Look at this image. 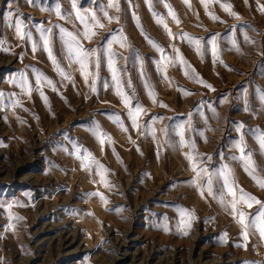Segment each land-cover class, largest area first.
<instances>
[{
    "label": "rangeland",
    "instance_id": "374dc122",
    "mask_svg": "<svg viewBox=\"0 0 264 264\" xmlns=\"http://www.w3.org/2000/svg\"><path fill=\"white\" fill-rule=\"evenodd\" d=\"M114 2L119 11L108 7V0H75V9L73 0H0V38L10 48V52L0 50V92L5 97L16 93L23 105L0 107V264H264V238L250 229L245 240L231 210L207 192L201 196L189 183L193 172L184 155L187 149L165 143L167 139L177 144L173 130L191 119L197 131L189 130L185 135L196 139L203 164L212 172L228 164L239 187L264 201V189L244 171L239 160L232 159L239 156L235 142L243 132L245 150L252 153L264 175V154L256 138L264 133V102L259 99L264 92V11L260 7L264 0H210L208 11L219 19L206 13L201 0H190L191 7L184 0ZM221 3L230 4L238 15L229 14ZM57 4L64 18L56 15ZM166 4L175 10L179 25L169 16ZM77 9L89 15L96 12L105 25L91 40H83L85 47L100 48L120 35L121 29L128 38L131 49L118 43L112 47L127 57V62L123 58L117 61L125 87L130 78L147 109L141 123L153 122V116L164 118L153 122L155 139L151 133L140 135L133 129L120 98L111 87L102 86L105 79L111 82L106 64L101 65L98 92L93 93L85 85L79 66H69L63 59L59 30L62 26L68 31H82ZM102 9L119 20L109 21ZM159 17L173 33H190L204 41L216 35L223 63H214L210 53L201 57L179 36L170 38L157 23ZM136 18L144 33L158 41L168 55H174L170 45L175 44L214 90L186 77L179 64L168 67L171 83L162 79L156 70L161 54L145 38ZM16 19L24 21L36 40L39 27L52 28L53 50L75 86L61 82L42 48L34 53L31 42L16 35ZM233 39L239 50L233 46ZM136 52L143 60L144 77L167 107L153 103L146 95ZM33 67L51 77L59 89L44 86L48 104L38 91L30 97L21 95L19 85L11 82L25 71L34 85ZM179 86L191 94H183ZM245 101L248 111L244 110ZM112 113L120 114L128 131L110 119ZM93 121L112 137V144L106 143L103 150L89 131ZM241 122L244 127L238 132ZM165 127L168 137L160 131ZM201 129H206V140L198 134ZM69 138L108 169L112 187L100 183L94 168L91 172L81 168L76 157L61 150V145L71 148ZM96 191L104 194L107 204L98 196L87 195ZM180 207L195 217L185 230L176 227ZM240 207L255 214L259 206ZM17 216L22 219L16 220ZM164 217L168 231L158 226ZM223 233H227L226 238H222Z\"/></svg>",
    "mask_w": 264,
    "mask_h": 264
},
{
    "label": "snow or ice",
    "instance_id": "6c2138e0",
    "mask_svg": "<svg viewBox=\"0 0 264 264\" xmlns=\"http://www.w3.org/2000/svg\"><path fill=\"white\" fill-rule=\"evenodd\" d=\"M29 2L35 3L36 0H29ZM40 2L42 3L43 0H40ZM209 2L210 0H201V3L205 6L206 13L212 19H219V17H217L214 13L208 11ZM184 3L191 7L190 0H184ZM108 7H114L117 9V11H119V6L114 2V0H108ZM166 7L169 9V16L173 19V21H175L176 24L179 25L181 21L179 20L175 10L167 4ZM221 7L231 15H238L237 13L232 12L230 4L221 3ZM260 7L261 10L264 11V5H261ZM73 8H76L75 0H73ZM102 11L103 16L109 21L119 20L118 16L109 15V13L103 9ZM55 12L57 16L64 18L58 4L55 8ZM76 16L83 26L80 33L68 31L62 26L59 30L63 59L68 61L69 66H71L73 63L79 66V72L84 80L85 85L89 86L93 93L98 92V82L101 81V65L102 63L106 64V67L111 74V82L109 83V81L105 79L103 80L102 86L105 89L111 87L115 94L120 98V102L126 108L127 118L130 121L131 127L136 129L140 135H147L151 133L153 139H155L156 129L153 122L155 120H163L164 118L161 116H153V122H144L143 124L141 123L142 116L147 114V109L136 95L130 78L128 80L127 88L125 87L124 79L121 70L118 67L117 61L123 58L127 62V57H121V54L116 52L112 47L114 43H118L121 47H128L131 49V45L128 43V38L122 34L123 30L121 29L120 35L113 36L112 39L107 40V42L102 47L88 48L83 44V40H91L97 34L96 30L98 28H103L105 25L101 22L100 17L94 11L90 12L89 15L82 13L79 9H77ZM154 16H156L155 13ZM136 19L138 22V27H140L142 33H144L142 25L139 24V19ZM157 23L163 26L170 38L175 39L177 36H179L181 40L186 41L191 47H193L197 54L201 57H203L205 53H210L214 63L217 60H220V49L217 43L216 35H212L210 38L204 41L202 38L196 37L190 33H173L163 17L157 18ZM14 28L16 35L19 36L22 41L27 40L31 42L32 51L34 53L38 48H42L47 53L49 60L52 62L54 70L61 78V82L66 80L72 82L73 86H75L72 76L65 70L61 63V59L57 57L53 50V37L55 34L53 33L52 28L39 27V40L33 38L32 32L27 30V25L21 19L15 20ZM144 35L149 43L161 54L160 60L156 61V70L161 75L162 79L171 83V78L167 74L168 67L179 64L186 77L206 86L211 90H214L211 84H208L199 76V73H197L195 68L185 59L182 52L175 44L170 45L173 49L174 55H168L165 52L163 46L160 45L158 41L152 39L147 33H144ZM244 38L245 40L248 39L246 33L244 34ZM5 44L6 41L0 38V50H3L4 52H10V48L5 47ZM232 44L237 48V50H239V45L235 39L232 40ZM22 58L23 53H21V59ZM135 60L141 65V78L143 79L144 91L146 95L152 100L153 103H159L160 106L167 107L163 101L158 100V93L156 92L155 86L144 77L142 70L143 60L138 52L135 54ZM220 62L223 63L222 60H220ZM31 76L34 78V85L29 77V73L25 71H21L18 77H12L11 82L19 85L21 89V95H27L30 97L33 91H38L41 99L45 102V104H48V97L45 95L43 88L44 86H48L52 88V90L59 92V89L56 87V82L47 74L34 67L32 68ZM179 87L183 94H191L189 90L183 88L182 86ZM259 99L261 102H264V92L260 94ZM17 106L23 107L16 93H9L8 96L5 97V94L0 92V107L15 108ZM244 110H249L247 101H245ZM212 111L215 113L214 109ZM189 117H191V113H189ZM5 119H7V117H5ZM110 119H112L113 122L119 128H121V130L128 131V128L125 126L120 114L112 113L110 114ZM205 123H207V118H205ZM243 127L244 125L241 122L238 124L236 130L241 132ZM189 130L193 132L197 131V129L191 123V119H189V121L186 123L178 125L173 130L176 136H178L177 144H173L167 139L165 141V143H168L169 146H178L179 148L187 149V151L184 152V155L193 172V176L191 177L189 183L197 188L201 196H204L205 192H207V194L213 199L217 200L221 206L231 210V215L236 218L237 222L242 228L241 235L245 240L248 239V232L250 229H255L259 232L260 237L264 238V201H261L252 193H249L243 188L239 187L235 179L234 170L228 164H223L215 172L210 171L203 164V160L200 159L202 154L198 151L196 139L193 137H186L185 133ZM205 130L206 129L198 130V134L200 137L206 140L207 137L204 134ZM89 131L98 140L102 150L106 143L109 145L112 144L111 135L103 130L98 121H93L92 125L89 127ZM160 131L164 133L165 137H168L169 133L167 127L160 129ZM256 138L261 153L264 154V133H259ZM132 143H135V141H132ZM69 144L71 145L70 149L64 145H61V150L66 151L69 153V155L76 157L80 161L81 168L86 169L89 172H91L94 168L96 175L100 177V183H102L105 187L110 188L113 186L107 178L108 169L103 164H101L88 149L83 148L82 145L71 138H69ZM235 146L239 149V156H233L232 159L239 160L244 171L252 178L258 187L264 189V175L260 174L259 166L253 158L252 153L245 150L246 143L243 132H241L239 139L235 142ZM112 150L113 153L117 155V159L119 160L120 157L118 153L115 152V148ZM137 150L139 151V148H137ZM87 195L98 196L105 204H107V198L102 192L96 191L88 193ZM254 204L259 206L255 214L246 213L242 207H240L241 205H246L248 208H252ZM8 207L11 208V204H9ZM177 211L179 213V220L176 225L177 229L185 230L190 228L191 221L195 218L193 212L183 207L178 208ZM15 219L20 220L22 217L17 216ZM158 226H162L165 231H168L169 228L167 217H164L162 225ZM8 227H12V225L10 224ZM226 236L227 233L222 234V238H226Z\"/></svg>",
    "mask_w": 264,
    "mask_h": 264
},
{
    "label": "bare ground",
    "instance_id": "6f19581e",
    "mask_svg": "<svg viewBox=\"0 0 264 264\" xmlns=\"http://www.w3.org/2000/svg\"><path fill=\"white\" fill-rule=\"evenodd\" d=\"M86 221H88V220H86Z\"/></svg>",
    "mask_w": 264,
    "mask_h": 264
}]
</instances>
